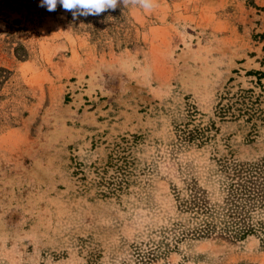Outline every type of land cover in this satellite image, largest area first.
Listing matches in <instances>:
<instances>
[{
  "label": "rangeland",
  "instance_id": "obj_1",
  "mask_svg": "<svg viewBox=\"0 0 264 264\" xmlns=\"http://www.w3.org/2000/svg\"><path fill=\"white\" fill-rule=\"evenodd\" d=\"M39 3L0 0V264H264L178 199L264 157V0Z\"/></svg>",
  "mask_w": 264,
  "mask_h": 264
},
{
  "label": "trees",
  "instance_id": "obj_2",
  "mask_svg": "<svg viewBox=\"0 0 264 264\" xmlns=\"http://www.w3.org/2000/svg\"><path fill=\"white\" fill-rule=\"evenodd\" d=\"M220 195L192 181L185 194L178 195L180 210L187 214L188 225L182 237L210 235L242 240L257 235L264 242V157L253 162H225L218 166Z\"/></svg>",
  "mask_w": 264,
  "mask_h": 264
},
{
  "label": "clouds",
  "instance_id": "obj_3",
  "mask_svg": "<svg viewBox=\"0 0 264 264\" xmlns=\"http://www.w3.org/2000/svg\"><path fill=\"white\" fill-rule=\"evenodd\" d=\"M139 4L145 10H151L152 0H40L39 7L53 12L60 5L63 10L70 12L73 19L79 16H98L108 10H115L124 4Z\"/></svg>",
  "mask_w": 264,
  "mask_h": 264
}]
</instances>
